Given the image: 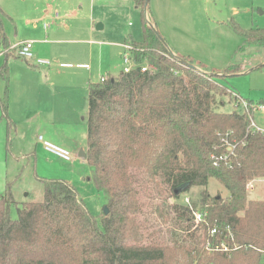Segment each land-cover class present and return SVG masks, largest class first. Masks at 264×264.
<instances>
[{
    "label": "trees",
    "instance_id": "16d2710c",
    "mask_svg": "<svg viewBox=\"0 0 264 264\" xmlns=\"http://www.w3.org/2000/svg\"><path fill=\"white\" fill-rule=\"evenodd\" d=\"M133 1L141 11V38L125 43L132 47L134 62L151 69L120 72L88 88L84 159L107 199L101 227L72 184L36 177L41 202L17 203L9 190L0 192V264L261 263L264 199L248 198L247 185L264 178V134L248 126L264 99L246 101L218 80L264 62V28L233 23L242 38L235 52L248 50L217 70L171 55L145 21L147 0ZM2 16L0 9V45L8 49ZM5 57L18 58L13 51ZM0 76L8 153L15 125L8 117L6 59ZM218 95L229 96L234 110L220 112ZM228 145H235L231 155ZM223 154L226 160L217 159ZM212 178L227 190L226 197L208 192ZM193 187L203 188L199 210L177 202ZM194 212L203 218L199 225ZM212 228L218 231L213 239ZM208 242L212 247L223 242L229 251H210Z\"/></svg>",
    "mask_w": 264,
    "mask_h": 264
},
{
    "label": "rangeland",
    "instance_id": "374dc122",
    "mask_svg": "<svg viewBox=\"0 0 264 264\" xmlns=\"http://www.w3.org/2000/svg\"><path fill=\"white\" fill-rule=\"evenodd\" d=\"M146 4L145 12L150 23L162 39L165 34H170V37L175 38V45L194 62L217 70L229 67L238 60L241 51L248 48L245 46L235 52L242 44V38L233 30V23L242 29L264 28V0H147ZM0 9L4 13L1 18L2 28L10 44L18 36L30 33L35 25L36 36L43 38L41 25L47 23L50 26L53 13L57 16L56 27L59 34L56 36L51 33L48 39L51 43L52 40H63L57 45H70L73 38L83 39L86 36L79 34V31L75 36H61L62 29H66L65 25H69L71 29L75 25H93L94 37L87 39L92 40L94 49V82L99 80L101 74H107L105 66L111 67L110 75H118L123 68L121 56L125 38H141L140 9L135 7L133 0H0ZM51 43L35 44V47L42 48L52 45ZM2 51L3 47L0 45V52ZM263 53L260 57H264ZM5 59L8 70L12 62L15 63L16 71L19 69L16 63L26 64L21 59L6 58L4 54H0V66ZM74 61L68 59L64 62L74 64ZM257 65L244 67L239 73L225 75L218 81L242 99L257 102L264 99V66L255 69ZM9 88L10 74L7 94ZM4 91L5 82L0 76V98ZM216 99L218 104L223 102L219 107L220 112L234 110V103L229 96L218 95ZM254 120L257 125L264 127V111H257ZM46 131V134L38 132L23 142L19 136L16 141L19 144H14L17 153L10 155V152L6 153V124L0 116L1 192L9 190L19 203L41 202L43 189L36 177L67 181L74 186L79 199L101 227L107 199L92 181L93 170L84 158L78 156L81 150L86 149L85 121L79 118L68 125L51 127ZM13 134L14 132L11 137ZM39 137L41 141L38 140ZM44 141L67 151L71 159L66 161L46 151ZM26 148H29L28 154L23 156L22 152ZM206 188L213 196L224 198L228 194L213 178L209 179ZM202 190L201 187H193L180 194L177 202L184 205L195 204L199 210V193ZM247 196L250 199H264V180L256 183L253 190H247ZM10 216L13 219L17 217L15 205L10 208ZM260 264H264V256Z\"/></svg>",
    "mask_w": 264,
    "mask_h": 264
},
{
    "label": "crops",
    "instance_id": "0c3cea01",
    "mask_svg": "<svg viewBox=\"0 0 264 264\" xmlns=\"http://www.w3.org/2000/svg\"><path fill=\"white\" fill-rule=\"evenodd\" d=\"M135 7L138 8L137 6ZM140 17H142L141 11ZM144 18L146 23L155 29V27H153V25L150 23V18L145 10ZM56 20L57 16L53 13L52 24L48 28H44L43 24H40L43 30L42 32H44L43 38L36 36V25L31 28V31H29L30 33L18 36V38L12 42V44L9 43L6 36L9 47L24 40L33 41L32 51L34 56L36 58L49 60L51 62L49 67H44L35 66L32 62L23 60L26 64L16 63L19 67L17 71L14 70L15 63L12 62L10 64L8 117L15 125V131L11 137V151L9 150L10 155H16L17 153L14 150V144H19V142H16L19 136L21 137L20 141L23 142L24 139L28 140L35 136L38 132L46 134V129L55 126L68 125L74 120L78 121L79 118L83 119L86 125L89 85L91 83L100 82L102 77L111 78L117 76L110 75L109 71L111 67L105 66V68H107L105 69L107 70V74H101L98 81L94 82V79H92V71L94 69V49L93 43L91 42L92 40H88L87 37H94L93 25H75L72 29L69 27V25H65L66 29H62L61 36L66 34H73L75 36L78 35L77 31L80 32L79 34L86 36L83 39L73 38L70 40V45L64 46L57 45V43H61L63 40H52L51 43L48 39V35L50 36L51 33L52 35L59 34L57 33ZM165 35V38L162 40L166 44V47L169 48L175 56H187L190 58V56L184 54V52L180 50L181 48L179 46L175 45V38L170 37V34ZM127 39H133L136 41L140 40L128 36L125 38L124 43ZM47 43H51L52 45H48L46 47L43 46L42 48L35 47V44ZM68 59L75 60V63L72 64L69 62H64ZM60 63H69L73 66L70 68L60 67ZM260 63L264 64V62ZM76 65H88V68H80L76 67ZM28 149L29 148L23 150V156L28 154ZM85 150L81 151L85 152ZM9 152L6 153L9 154ZM80 152L78 153V156H80ZM263 180L264 178L255 180L254 187L256 183H261Z\"/></svg>",
    "mask_w": 264,
    "mask_h": 264
},
{
    "label": "built area",
    "instance_id": "2783aa9c",
    "mask_svg": "<svg viewBox=\"0 0 264 264\" xmlns=\"http://www.w3.org/2000/svg\"><path fill=\"white\" fill-rule=\"evenodd\" d=\"M43 27L44 28H48L49 27V24L47 23H44L43 24ZM32 48H33V41H29V40H24V41H21L13 46H10L8 49H3L2 52H0V54H6L8 51H13L14 54L19 58V59H22L24 61H30L32 62L35 66H44V67H49L51 65V62L49 60H45V59H41V58H36L33 54V51H32ZM122 48H123V52H122V61H123V68L121 70V72L123 73H129L131 72L133 69H136L139 67L140 71L141 72H145V71H148L151 69V66H149L147 63H143V64H140V65H137L135 62H134V59H133V56H132V47L131 45H129V43H124L122 45ZM60 67H72L73 65L72 64H69V63H60L59 64ZM76 67H80V68H88V65H76ZM108 78L106 77H102L100 79V82H104L106 81ZM240 106L242 109H246L247 107V104L245 101H242L240 103ZM255 111H264V107L263 106H258L255 108ZM248 130H251V131H256V132H260V133H263L264 134V127H261L259 125L256 124L255 120L254 119H251L250 120V123H249V126H248ZM39 141H41V137L38 138ZM43 147L46 151L50 152V153H53L54 155L58 156L59 158L63 159V160H66V161H69L71 159L69 153L61 148H58L48 142H43ZM235 148V145H228V152H229V155H231L233 153V150ZM227 156L226 154L224 155H221L219 156L217 159L219 160H226ZM217 163V162H216ZM254 182L255 181H251L249 182V184L247 185V190H253L254 189ZM194 217H195V224L196 225H199V223H202L203 222V218L202 216L197 213V212H194ZM218 234V231L216 228H212L209 230V237L210 238H215ZM211 246V243H207V249L210 250V251H229L228 247L224 245L223 242H221L219 245H215L214 247ZM210 248V249H209Z\"/></svg>",
    "mask_w": 264,
    "mask_h": 264
},
{
    "label": "water",
    "instance_id": "95a60500",
    "mask_svg": "<svg viewBox=\"0 0 264 264\" xmlns=\"http://www.w3.org/2000/svg\"><path fill=\"white\" fill-rule=\"evenodd\" d=\"M150 26V25H149ZM151 27V26H150ZM152 28V27H151ZM153 29V31L155 32V34L157 35V37L163 42V40H162V38L158 35V33L155 31V29L154 28H152ZM163 44L166 46V44L163 42ZM169 51V50H168ZM169 53L171 54V55H173V56H175L171 51H169ZM175 57H177V56H175ZM181 60V62H183L184 64H188L187 62H185L184 60H182V59H180ZM190 65V64H189ZM261 65H264V64H261ZM261 65H259V66H261ZM190 66H192V65H190ZM258 65H257V67H259ZM80 157H82V158H85V152L84 151H81L80 152ZM107 211V209L106 208H104V212H106Z\"/></svg>",
    "mask_w": 264,
    "mask_h": 264
}]
</instances>
